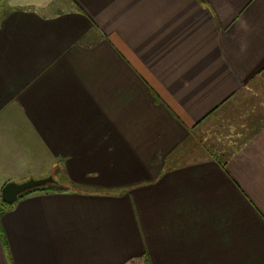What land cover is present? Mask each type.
<instances>
[{
    "label": "crops",
    "instance_id": "1",
    "mask_svg": "<svg viewBox=\"0 0 264 264\" xmlns=\"http://www.w3.org/2000/svg\"><path fill=\"white\" fill-rule=\"evenodd\" d=\"M263 98L264 0H0V264H264Z\"/></svg>",
    "mask_w": 264,
    "mask_h": 264
},
{
    "label": "water",
    "instance_id": "2",
    "mask_svg": "<svg viewBox=\"0 0 264 264\" xmlns=\"http://www.w3.org/2000/svg\"><path fill=\"white\" fill-rule=\"evenodd\" d=\"M53 182H56V180L52 176L42 179H30L21 183L11 181L2 188V199L4 202L12 204L16 202L24 192L30 189L43 187Z\"/></svg>",
    "mask_w": 264,
    "mask_h": 264
},
{
    "label": "trees",
    "instance_id": "3",
    "mask_svg": "<svg viewBox=\"0 0 264 264\" xmlns=\"http://www.w3.org/2000/svg\"><path fill=\"white\" fill-rule=\"evenodd\" d=\"M55 183L58 185V182H53V183H48L47 185H45V186H43V187L30 189V190L24 192L23 194H21L19 198H22V197H24V196H26V195H28V194L34 192V191L45 190V189H51V188H53V187H56V186H54ZM57 187H58V186H57ZM58 188H59V187H58Z\"/></svg>",
    "mask_w": 264,
    "mask_h": 264
},
{
    "label": "rangeland",
    "instance_id": "4",
    "mask_svg": "<svg viewBox=\"0 0 264 264\" xmlns=\"http://www.w3.org/2000/svg\"><path fill=\"white\" fill-rule=\"evenodd\" d=\"M259 96H256V98H254V102L257 103V101L259 100ZM264 99V98H263ZM261 100V99H260ZM57 187V186H56ZM64 187H66L65 185H61L59 188H62L64 189ZM58 188V187H57ZM9 204L4 202V201H0V207H5V206H8Z\"/></svg>",
    "mask_w": 264,
    "mask_h": 264
}]
</instances>
